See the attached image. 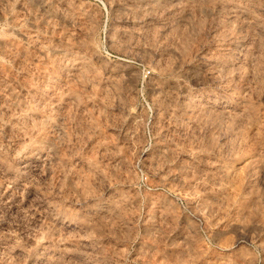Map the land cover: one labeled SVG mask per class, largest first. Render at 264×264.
I'll use <instances>...</instances> for the list:
<instances>
[{"label": "rangeland", "instance_id": "obj_1", "mask_svg": "<svg viewBox=\"0 0 264 264\" xmlns=\"http://www.w3.org/2000/svg\"><path fill=\"white\" fill-rule=\"evenodd\" d=\"M35 1L0 0V264H264V0Z\"/></svg>", "mask_w": 264, "mask_h": 264}, {"label": "bare ground", "instance_id": "obj_2", "mask_svg": "<svg viewBox=\"0 0 264 264\" xmlns=\"http://www.w3.org/2000/svg\"><path fill=\"white\" fill-rule=\"evenodd\" d=\"M49 1H50V0H36L35 3L38 5V7H39L43 12L46 13L47 11H49V10H48L49 5H50V4H49ZM126 1H127V0H126ZM128 1H129V0H128ZM143 1H145V0H143ZM184 1H185V0H184ZM192 1L197 2V4H198V3L200 4V2H201V1L198 2L199 0H191V1L189 0V2H192ZM248 1H249V0H248ZM251 1H252V0H251ZM253 1H255V0H253ZM118 2H119V1H118ZM134 2H135V1H134ZM159 2H160V0H159ZM170 2H172V1H170ZM206 2H207V1H206ZM246 2H247V0H246ZM126 3H127V2H126ZM128 3L130 4L131 1L128 2ZM141 3H142V1H141ZM144 3H145V2H144ZM148 3H149V2H148ZM151 3H152V2H151ZM165 3H166V2H165ZM179 3H180V2H179ZM253 3H254V2H253ZM36 4H35V5H36ZM135 4H137V3L135 2ZM166 4H167V3H166ZM190 4H191V3H190ZM205 4H206V3H205ZM118 5H119V4H118ZM130 5H132V4H130ZM130 5H128V6H130ZM138 5H139V4H138ZM138 5H136V6H138ZM141 5H142V4L139 5L140 8L142 7ZM217 5H218V4H217ZM245 5H246V4H245ZM51 6H52V5H51ZM119 6H120V5H119ZM119 6H117V7L120 8L121 6H120V7H119ZM128 6H127V7H128ZM132 6H133V5H132ZM136 6H135V7H136ZM139 6H138V7H139ZM148 6H149V5H148ZM166 6H167V5H166ZM187 6H188V5H187ZM190 6L193 7L192 4H191ZM195 6H196V4H195ZM202 6H203V5H202ZM219 6H220V5H219ZM233 6H234V5H233ZM133 7H134V6H133ZM135 7H134V10L136 9ZM198 7H199V6H198ZM124 8H125V7H124ZM143 8H145V7H143ZM174 8H176V7H174ZM174 8H173V9H174ZM177 8H178V7H177ZM50 9H51V8H50ZM160 9H161V8H160ZM160 9H158V10H160ZM188 9H191V8H188ZM188 9H187V10H188ZM209 9H210V8H209ZM124 10H126V11H123V12H127V11H128V9H126V8H125ZM130 10H132V8H131ZM164 10H165V9H164ZM176 10H177V9H176ZM187 10H186V11H187ZM233 10L235 11L236 14H238V13L240 14V12L243 11L242 7H241V6L238 7V5H235L234 7H232L231 11H233ZM132 11H133V10H132ZM156 11H157V10H156ZM173 11H174V10H173ZM123 12H122V13H123ZM129 12H130V11H129ZM175 12H176V11H175ZM188 12H189V10H188ZM229 12H230V11H229ZM51 13H52V12H51ZM127 13H128V12H127ZM144 13H145V12H144ZM219 13H220V12H219ZM230 13H231V12H230ZM232 13H233V12H232ZM48 14H49V13H48ZM124 14H125V13H124ZM130 14H131V12H130ZM214 14H215V13H214ZM127 15H129V13L126 14V16H127ZM153 15H154V14H153ZM187 15H188V14H187ZM187 15H186V16H187ZM122 16H123V15H122ZM126 16H125V18H126ZM180 16H182V15H180ZM186 16H185V18H186ZM236 16H237V15H236ZM236 16H232V17H236ZM230 17H231V16H230ZM122 18H123V17H122ZM148 18H149V17H148ZM150 18L152 19V17H150ZM127 19H128V18H127ZM186 19H187V18H186ZM148 20H149V19H148ZM146 21H147V20H146ZM152 21H154V20H152ZM184 21H185V20H184ZM184 21H183V22H184ZM129 22H130V21H129ZM181 22H182V21H181ZM70 23H71V22H70ZM136 23H137V22H136ZM136 23H134V24H136ZM68 24H69V23H68ZM71 24H72V23H71ZM126 24H127L126 27H129V26H128L129 23L126 22ZM134 24H133V25H134ZM152 24H153V23H152ZM130 25H131V24H130ZM144 25H145V24H144ZM150 25H151V24H150ZM242 26H243V25H242ZM124 28H125V27H124ZM127 32H128V30H127ZM130 32H131V31H130ZM130 32H129V33H130ZM124 34H125V33H124ZM126 36H127V34H126ZM240 42H242V41H240ZM239 46H240V45H239ZM60 49H61V48H60ZM204 65H205V64H204ZM205 66H207V65H205ZM200 69H201V68H200ZM205 69H207V68H205ZM196 70H197V68H196ZM202 70H203V69H202ZM191 72H192V71H191ZM189 75H190V74H189ZM152 89H153V90H156V86L153 85V86H152ZM157 89H158V88H157ZM154 92H155V91H154ZM34 108H35V107H34ZM40 147H41V146H40ZM32 149H33V148H32ZM32 151H33V150H32ZM41 151H42V150H41ZM42 152H43V151H42ZM40 153H41V152H40ZM44 153H45V152H44ZM48 154H49V153H48ZM31 157H32V156H31ZM11 182H12V181H11ZM7 183H8V182H7ZM21 187H22V186H21Z\"/></svg>", "mask_w": 264, "mask_h": 264}]
</instances>
